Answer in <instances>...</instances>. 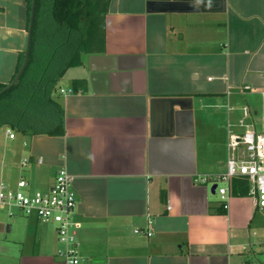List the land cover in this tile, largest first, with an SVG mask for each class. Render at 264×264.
<instances>
[{
  "label": "crops",
  "instance_id": "crops-1",
  "mask_svg": "<svg viewBox=\"0 0 264 264\" xmlns=\"http://www.w3.org/2000/svg\"><path fill=\"white\" fill-rule=\"evenodd\" d=\"M28 27L27 0H0L1 84L15 77ZM104 30V52L57 84L63 136L0 129V183L47 191L63 168L81 264L257 262L248 254L264 253L253 249L264 234L252 240L264 211L230 194L222 214L195 179L226 172L243 108L247 123L264 113V0H110ZM57 249L36 218L0 220V264H60Z\"/></svg>",
  "mask_w": 264,
  "mask_h": 264
},
{
  "label": "trees",
  "instance_id": "trees-1",
  "mask_svg": "<svg viewBox=\"0 0 264 264\" xmlns=\"http://www.w3.org/2000/svg\"><path fill=\"white\" fill-rule=\"evenodd\" d=\"M109 1L36 0L27 65L10 89L5 90L10 83H0V129L29 137L64 135L57 84L67 69L82 64L84 56L104 52V17ZM31 2L27 0L29 17ZM23 59L24 54L15 75ZM230 194L247 196L246 181L233 179ZM225 212L222 205L221 213Z\"/></svg>",
  "mask_w": 264,
  "mask_h": 264
},
{
  "label": "built area",
  "instance_id": "built-area-1",
  "mask_svg": "<svg viewBox=\"0 0 264 264\" xmlns=\"http://www.w3.org/2000/svg\"><path fill=\"white\" fill-rule=\"evenodd\" d=\"M250 117L248 108H243L238 121V127L243 131L230 136L227 144L226 172L220 176L195 179L196 184L215 186L223 209L227 207L232 180L244 179L253 209L264 211V133L256 132L257 124L254 122L247 123ZM259 124L264 130V113L260 115ZM8 134L10 139L14 137L9 131ZM27 163L28 159L24 158L21 166ZM72 182V177L61 168L56 173L53 186L47 191L32 190L23 178L15 187L0 183V211H6L9 217L20 214L55 225L57 243L61 246L56 251L60 264L82 263L77 243L81 224L74 218L77 195ZM147 223L151 224L149 219ZM134 233L151 236L149 231L135 230Z\"/></svg>",
  "mask_w": 264,
  "mask_h": 264
},
{
  "label": "rangeland",
  "instance_id": "rangeland-1",
  "mask_svg": "<svg viewBox=\"0 0 264 264\" xmlns=\"http://www.w3.org/2000/svg\"><path fill=\"white\" fill-rule=\"evenodd\" d=\"M108 6H109V4H108ZM108 7H106V9H107ZM58 87V86H57ZM56 87V88H57ZM57 97H58V95H57ZM256 132H261V133H264V130L261 128V126H260V124L258 123V125H257V127H256ZM241 133V132H240ZM239 134V133H238ZM219 186H221V184H219ZM210 187V186H209ZM218 192H216V196H213V195H211L210 196V199H211V201H213V200H215L217 197H218ZM28 219V218H34V217H27V216H23V215H20V214H17L16 216H14V217H9L8 215H7V212L6 211H0V220H3V221H13V220H18V219ZM38 221V220H37ZM40 224H41V226H43L44 228H46V229H48L49 231H51V232H54L55 231V225H53V224H51V223H42V222H40V221H38ZM259 232H261V233H258V235H257V237L256 238H254V239H252L253 241H256V239H259V241H260V238H261V234H264V230H262V231H259ZM57 245H58V248L59 247H61L60 245H59V243H57ZM264 247V246H263ZM262 247V248H263ZM252 248V247H251ZM253 249H255L256 251H259L258 253H260L261 251H263L264 252V248L263 249H260V247L256 244V247H253ZM248 255H251L252 257H255V259H257L258 261L256 262V260H253L251 263L252 264H262V262H264V253H262V254H260V255H253V254H251V253H249ZM259 262V263H258Z\"/></svg>",
  "mask_w": 264,
  "mask_h": 264
},
{
  "label": "water",
  "instance_id": "water-1",
  "mask_svg": "<svg viewBox=\"0 0 264 264\" xmlns=\"http://www.w3.org/2000/svg\"><path fill=\"white\" fill-rule=\"evenodd\" d=\"M35 3H36V0H32V2H31V10H30V17H29L27 46H26V50H25V53H24L23 63L21 65L19 71L17 72V74L15 75V77L13 78V80L11 81V83L5 88V90L10 89L12 86H14L17 83L19 77L21 76V74L23 73V71H24V69H25V67L27 65L28 54H29V47H30V40H31V32H32V25H33V19H34ZM210 194L211 195H214L215 194V186H212L210 188ZM6 230L9 231V227L8 226H7Z\"/></svg>",
  "mask_w": 264,
  "mask_h": 264
}]
</instances>
